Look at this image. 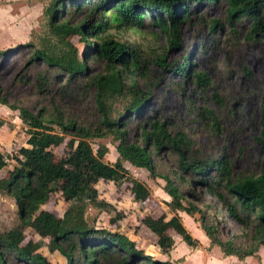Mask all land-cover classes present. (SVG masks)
Listing matches in <instances>:
<instances>
[{
    "label": "trees",
    "instance_id": "obj_1",
    "mask_svg": "<svg viewBox=\"0 0 264 264\" xmlns=\"http://www.w3.org/2000/svg\"><path fill=\"white\" fill-rule=\"evenodd\" d=\"M216 1L219 0L48 1L42 12L44 33L37 36L36 45L27 44L32 49L25 67L42 64L57 79L65 78L62 88L78 78L86 79L93 88L98 114L94 125H82L60 112L31 113L23 106L9 103L7 93L0 92V104L17 111L25 137L24 145L14 153L0 150V171L4 172L0 194L13 199L17 214V222L0 232V264H51L37 250L38 244L26 239V232L46 238L47 246L64 257L61 264H175L168 258L147 254L126 234L95 226L85 218L88 206L114 211L110 203L98 198L95 185L99 181L110 182L119 190L127 179L124 187L132 201L143 204L150 197L147 187L128 173L124 162L144 168L150 178L158 176L164 181L162 189L169 197L164 206L169 216L147 214L140 218V223L155 236L154 244L160 253L168 256L174 248L168 230L178 234L188 247L199 246L176 214L182 211L191 217L198 216L195 219L209 241L208 247H217L223 257L233 255L243 260L256 255L258 247L264 245V170L257 175L233 178L230 161L224 154L200 156L184 131L172 132L166 120L141 116L149 93L139 88L135 74L147 75V65L155 63L162 70L170 69L171 73L187 78L192 64L185 54L181 61L167 65L165 52H160L155 62H149L138 44L121 40L115 33L119 29L142 27L147 18L165 34L168 46L174 48L180 41L178 25L192 7ZM223 1L229 23L246 18L247 37H264V0ZM75 14L79 17L73 19ZM215 24L214 20L210 27ZM74 37L81 43V50L72 41ZM19 49L6 48L0 54L7 56ZM90 59L103 62L101 72L88 74L86 62ZM193 76L195 84L202 88L209 84L204 73L195 72ZM37 78V86L42 90L47 77ZM261 110L264 114V87ZM195 115L209 117L210 125H217L211 111ZM131 116L142 118V122L137 124V138L128 141L127 122ZM107 136L116 142L113 162L104 161V145L99 144L93 151L87 142ZM64 143L63 156L57 157L52 148ZM162 152L175 155L173 173L185 183L184 190L168 174L156 172L154 158ZM55 192L66 202L61 215L42 208ZM203 194L212 197L213 203H221L223 209L204 202ZM220 212L240 227L239 235L247 241L245 245L237 244L233 236L225 240L218 236L216 216ZM119 216L120 212H116L109 221L113 223Z\"/></svg>",
    "mask_w": 264,
    "mask_h": 264
},
{
    "label": "rangeland",
    "instance_id": "obj_2",
    "mask_svg": "<svg viewBox=\"0 0 264 264\" xmlns=\"http://www.w3.org/2000/svg\"><path fill=\"white\" fill-rule=\"evenodd\" d=\"M48 1L0 0V50L20 47L7 56L0 54V92L7 93L9 103L23 106L31 113L60 112L82 125H94L98 113L93 102V88L86 83V79L78 78L62 88L65 78L57 79L52 73L46 72L42 64L25 67L24 63L32 49L27 44L36 45L37 36L44 33L42 12ZM78 17L79 14H75L73 19ZM225 17L226 6L223 0L203 2L192 7L187 18L178 25L180 41L179 46L174 48L168 46L165 34L147 18L142 27L119 29L115 33L121 40L138 44L147 54L149 62H155L160 52H165L167 65L181 61L188 54L192 68L187 78L171 73L170 69L162 70L155 63L147 65V75L135 74L139 88L149 93V99L140 114L166 120L172 132L184 131L200 156L224 154L230 161L234 178L257 175L264 170V114L261 110L264 37L255 40L247 37L249 20L246 18L229 23ZM214 20L216 24L211 28ZM72 41L81 50L82 45L75 37ZM102 65L101 60H88V74L101 72ZM195 72L207 76L209 84L205 88L201 84H195ZM39 75H45L48 80L42 90L37 86ZM119 105L120 103L116 107ZM206 110L216 117L218 122L215 127L210 125L209 117L195 115L205 114ZM0 122V150L8 154L14 153L19 146L24 145L25 139L23 124L17 117V111L0 104ZM141 122L142 118L130 117L126 131L128 141L137 138V124ZM55 131L59 130L55 128ZM87 142L93 151L99 144L107 148L104 161L115 160L116 142L109 136L88 139ZM65 148L64 143L52 150L57 157H62ZM174 162L173 153L162 152L159 157L154 158L155 170L168 174L184 190L185 183H181L173 173ZM124 167L131 176L144 183L150 197L143 204L132 201L124 187L127 179L119 190L110 182L99 181L95 185L98 198L110 203L114 211L97 210L88 206L85 218L93 221L95 226L126 234L147 254L151 253L164 260L166 255L160 253L154 244L155 236L140 223V218L147 214L157 217L164 213L169 216L170 213L164 206V200L169 199L162 189L164 181L158 176L150 178L144 168L134 167L128 162H124ZM3 173L1 170L0 178ZM197 190L202 194L201 189ZM201 196L204 202L215 204L217 208L221 206V203H213L212 197L204 194ZM65 207L66 202L59 198L58 192L42 205V208L56 215H61ZM116 212H120L119 219L112 223L109 219ZM211 212L208 214L211 215ZM176 214L191 237L199 241V246L194 249L188 247L178 234L168 230L167 234L175 242L170 252L175 264H264V245L258 247L256 255L247 256L243 260H238L233 255L223 257L217 247H208L209 241L195 219L197 215L191 217L182 211H177ZM16 222L13 199L0 194V232L9 229ZM216 226L221 239L233 236L237 244L247 243L239 235L240 227L230 222L223 212L217 214ZM29 238L38 244L37 250L51 264L65 261L61 254L47 246L46 238L26 232V239Z\"/></svg>",
    "mask_w": 264,
    "mask_h": 264
},
{
    "label": "crops",
    "instance_id": "obj_3",
    "mask_svg": "<svg viewBox=\"0 0 264 264\" xmlns=\"http://www.w3.org/2000/svg\"><path fill=\"white\" fill-rule=\"evenodd\" d=\"M174 245H175V242H174ZM170 252H171V251H170ZM226 257H229V256H226ZM167 258H168L169 260H171V261L173 260V258L171 257L170 253H169L168 256H166V259H167Z\"/></svg>",
    "mask_w": 264,
    "mask_h": 264
}]
</instances>
